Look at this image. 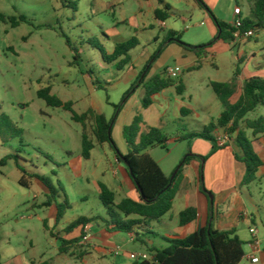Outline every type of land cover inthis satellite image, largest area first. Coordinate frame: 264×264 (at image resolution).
I'll list each match as a JSON object with an SVG mask.
<instances>
[{"label":"rangeland","instance_id":"obj_1","mask_svg":"<svg viewBox=\"0 0 264 264\" xmlns=\"http://www.w3.org/2000/svg\"><path fill=\"white\" fill-rule=\"evenodd\" d=\"M200 1L203 6L196 0H167L175 15L161 26L153 11L158 6L157 0H0V161L12 157L6 165H0V264H81L76 258L60 254L61 241L51 235L49 209L41 207L47 200L45 189L30 175L40 174L49 179L59 192L60 204L65 198L68 200L70 209L54 230L55 235L61 232L62 238L74 220L106 215L99 208L95 182H114L109 185L114 189L121 178L119 168L125 167L123 163L119 166L116 152L109 144L97 145L92 158L85 160L82 157L84 126L73 120L71 112L49 107L38 96L41 90L50 88L51 94L61 101L72 102L78 115L89 109L104 114L114 124L113 139L117 147L126 152L129 149L120 124L130 107L133 110L127 124L142 111V101L139 105H133V100L127 104L129 98L136 96L142 77L146 73L148 78L161 75L167 67L182 66L186 62L179 57L178 46H166L169 32L180 33L181 42L187 46L211 45L214 59L203 55L201 69L184 70L180 77L186 86V103L194 110L197 122L185 117L181 121H167L163 129L169 138L167 146L146 151L171 179L185 159L195 156L194 143L176 142L174 138L202 131L203 124L217 121L215 112L223 110L211 84L232 82L237 68L242 77L240 85L249 78L264 79L256 67L264 64V29L251 39H237L234 43L217 40L215 19L233 23L237 8L242 10V18L251 17L250 1ZM132 38L139 45L130 52L128 67L132 69L134 65L138 72H143L136 81L124 78L128 67L118 70L119 61L108 63L104 59L114 53L118 44ZM240 60L243 62L239 63ZM238 96L239 93L231 102L236 103ZM116 106L121 113L116 111ZM208 112L214 117L205 123ZM262 116L264 106L249 118ZM92 124L86 130L95 143ZM247 136L252 140L250 131ZM17 162L27 171L29 188L20 184L23 174ZM245 176L242 180L239 177L242 184ZM249 189L258 199V211L250 208L255 222L246 217L239 224L246 256L241 264H252L247 259L254 241L249 228H257L260 241L261 252L254 257L263 261L264 253V178L256 179ZM207 193L211 200L214 194ZM181 209L182 204L177 203L166 219L174 234L182 236L186 230L178 226ZM91 226L95 233L99 230L98 223ZM119 236L126 234H118L115 243L124 245L121 251L114 255L107 251V256L100 260H94L98 259L94 255L93 260L84 264H121L118 259L125 250L140 254L145 251L140 244ZM161 237L171 238L166 232ZM85 245L75 252L86 250L88 255L93 251ZM156 246L166 248L168 244L158 239Z\"/></svg>","mask_w":264,"mask_h":264},{"label":"trees","instance_id":"obj_2","mask_svg":"<svg viewBox=\"0 0 264 264\" xmlns=\"http://www.w3.org/2000/svg\"><path fill=\"white\" fill-rule=\"evenodd\" d=\"M148 1V0H141ZM199 6H203L200 0H196ZM251 3V17L242 18V27L235 28L232 24L221 22L215 19L217 26V35H220L218 41L225 43H234L239 32L240 37L251 30L258 32L264 29V0H249ZM159 7L154 10L156 20L166 22L175 15L172 7L165 4L163 0H157ZM161 6V7H160ZM4 21V17L1 16ZM17 25V24H16ZM15 26V25H14ZM218 37V36H217ZM181 34L170 31L167 38L168 44L177 43L186 50L193 52L199 59L207 53L211 45L187 46L182 43ZM139 45L136 38L128 42L118 44L110 57H104L108 63L118 62V70H123L131 63L130 52ZM78 59V55H75ZM243 61L240 60L239 63ZM199 64L194 70L200 68ZM143 72L141 73V76ZM240 70L237 68L235 78L230 83L213 82L211 87L217 96V99L223 107L221 117L216 123L212 122L201 132H190L182 134L176 138V142L192 141L194 139H203L214 145V150L220 147L217 138L214 136L219 130L231 137L234 144L235 159L243 164L246 169V176L243 185H250L256 181L257 173L264 166L263 160L255 152L253 141L248 138L247 131L252 133L253 139L264 136V116L257 119H250L249 115L255 112L260 106H264V79L253 77L247 79L242 87L241 94L236 103L231 99L237 94V79ZM140 76V77H141ZM140 86L145 91L142 99V108L147 109L153 104V99L163 91L175 87L178 95H184L186 86L181 78L176 79L167 76L166 71L161 75H156L148 79V73L142 77ZM39 98L44 100L49 107L61 108L73 114V120L84 126L82 136V157L89 160L92 151L97 145L109 144L111 149L116 152L119 162L123 163L133 183L135 184L138 198L124 199L116 204V195L106 185H100V200L105 208L106 216H94L92 218L81 217L71 223L65 230L66 233L72 232L79 226H86L91 223L101 224L109 233L133 234L136 243L146 251L148 259L138 258L132 264H241L245 258L244 242L239 238L235 229L227 231L214 230L212 226L202 228L198 232L182 239L164 238L168 243L166 248H158L150 245V240L155 234L152 232V223L161 222L174 207L176 197L179 192L177 180L182 178L184 168L193 160L188 157L179 170L171 186L170 177L165 174L160 165L146 151L150 148H165L169 138L159 128L146 127L141 114H138L131 124L125 126L123 135L128 145V153L123 154L113 139L112 120H108L104 114H99L93 109L86 113L78 115L73 110L72 102H63L51 94L50 88L41 90ZM119 107L116 106V111ZM118 113H121V109ZM184 114V111H183ZM92 122V135L95 143L87 134V126ZM112 129L110 132L111 125ZM8 157L0 161V165H6ZM206 158H203L205 160ZM17 168L22 172L23 178L20 184L26 188L30 183L26 181L27 171L17 162ZM203 176V173H201ZM45 189L47 200L41 205L44 208H52L55 211V226L51 231L53 237L61 241L60 254L67 255L78 260H83L87 251L75 252L83 248L78 245L81 239L68 241L54 234L58 224L64 219L66 212L70 209V204L65 198L64 203L60 204L57 199L59 192L55 189L52 182L40 174L30 175ZM206 193L205 191H203ZM198 218V211L195 207H189L179 215V224L186 227ZM211 218H213V207H211ZM48 228V223L45 222Z\"/></svg>","mask_w":264,"mask_h":264},{"label":"crops","instance_id":"obj_3","mask_svg":"<svg viewBox=\"0 0 264 264\" xmlns=\"http://www.w3.org/2000/svg\"><path fill=\"white\" fill-rule=\"evenodd\" d=\"M163 1L165 4H168L167 0H163ZM157 7H159V5L156 6L154 10ZM160 24L161 26H164L165 22H160ZM169 45L178 46L180 48L179 57L180 58L182 57V59L186 60L184 65L182 66L177 65L182 69V73H184V70L195 71L194 70L195 67H197L199 64H201L199 69L202 68V63L204 60L199 59L193 52L186 50L184 47L177 44L176 42L173 44L170 43L168 44V46ZM181 48L183 49V53H181ZM204 55L206 59H214V55L211 53V49H208L207 53H205ZM213 66L215 68H218L217 64L215 63H213ZM256 67L258 73H262V75H264V64H258ZM140 75H141V71L138 72L136 67L133 65L132 69L128 67L127 73L124 75L125 76L124 78L126 80L136 81L139 79ZM241 78H242L241 75H239L237 79L238 80L237 83ZM237 85H238L237 90L239 89L237 93H239L240 95L243 84L241 83L240 85L238 83ZM138 89L139 90L136 93V96L134 98L133 97L129 98L127 104H129L132 100H133L132 101L133 105L141 104V101L145 96V91L141 86H139ZM189 100L190 101L192 100L191 96L189 97ZM186 101H187V97L185 96V94L182 96L178 95L176 88L172 87L155 96L153 99V104L147 109L142 108V111L141 112L139 111V113L142 115L147 128L148 127L159 128L162 131L165 128L167 121H171V120L181 121L180 120L181 117H185L190 121L197 122L196 115L194 114V110L192 109L191 106H189L186 103ZM132 110L133 108L130 107L129 111L126 113L125 118L121 122L120 127L122 128V130H124L125 126L129 125L127 124L126 121L130 116ZM222 112L223 110L221 109H218L215 112V115H217L216 116L217 119L221 117ZM213 117H214L213 114H211V112H208V117L205 118L206 119L205 123L209 122V120L213 119ZM217 121L213 119L212 122L216 123ZM212 122H209V124ZM208 125L203 124V129ZM193 132H201V131L198 130ZM223 134H224L223 131L219 130L216 132L214 136L218 140ZM252 141L255 152L264 162V136H260L257 139H253L252 137ZM190 142L194 143L193 151L195 153L194 156L195 158L184 169L182 178H179L177 180L179 192L176 197L172 211L175 210L177 203H181L182 209L179 211L178 217L180 213L185 209L189 207H195L198 211V218L197 220H195L186 227H181L180 224L178 225L180 230L181 228L186 230L185 234L182 236L181 234H174L175 232L169 226L166 219L169 214L165 216L161 220V222L152 223V232L155 234V236H153L152 240H150V245L156 246V242L158 239L167 243L164 240V238L161 237L163 232L168 233L171 238L182 239L198 232L202 228H205L209 225L212 226L214 230H219V231H227V230L235 229L237 235L240 238V236L242 235V231L239 230V224L243 222L246 217H248L249 220H251L252 222H255V217L250 212V208H254L258 211V204H257L258 199L251 193L249 189L251 184L248 186H243V184L239 181L240 176L242 180V178H244V176L246 175V169L243 164L239 163L235 159L233 141L230 142L227 146L223 148H218L216 150H214V145L212 143L205 141L203 139H194ZM122 153L127 154L128 151ZM203 157H205L206 159L203 160ZM202 161H203V166H202ZM117 163L119 164V166L121 165V162H119L118 159H117ZM241 165L244 166V169L241 167ZM119 172L121 173V178H119L120 182L119 185L114 189L109 186L111 184L114 185V182H110L111 184H106L100 181L95 182L99 190V198L101 193L100 190L101 184L106 185L110 190H112L115 193L116 204L121 203L124 199L138 198L139 195L137 193L135 184L133 183L131 177L129 176V173L127 172L126 168L125 167L122 168L120 166ZM201 173H203V176H201ZM115 175L116 178H118V175L120 174L117 173ZM263 178H264V166L257 173L258 181H261ZM203 191H205L206 193H204ZM207 191L214 194L213 204H211L210 202V199L207 195ZM211 207H213V218H211ZM99 208L103 213H106L101 200H100ZM48 209H49L48 220L50 221L51 226H53L54 228L55 211L52 208H48ZM221 209H226V211L224 210L225 212L224 211L220 212ZM105 216L103 215V217ZM92 217L94 216H91L90 218ZM75 221L76 220H74L73 222ZM59 225L60 224L56 226L55 230L59 227ZM98 227L99 230L96 233L92 230L93 228L91 224H88L86 226L81 225L75 228L70 233H66L65 232L66 229L64 230L65 235L62 238L68 241L81 239L80 241L81 245H85V243L87 242L88 244L85 246H90L93 249V251H91L83 260L79 261V263L81 264L87 263V261L89 260L90 261L93 260L95 258L94 255H97L98 258L94 260H100V259H104L107 256L106 255L107 251H109L110 254L114 255L117 254L118 251H121L120 248L122 249L124 248L123 244L117 245L115 243H117L116 241L118 234H125V233H109L101 224H98ZM249 229L251 234L252 228ZM60 233L61 232H59L58 234L59 236ZM251 236L254 241L251 243V248H252L251 255L247 256V259L250 260L252 263V258H256L254 257V255L261 251H260V241L258 239V230H257L256 239L259 242V246L257 248L254 247V242L256 239L252 234ZM125 237L128 238L130 243L136 244L133 234H126ZM125 237L119 236V238L122 240ZM115 247L117 248L115 249ZM140 253L125 250L123 252V255L121 257L119 256L118 261L121 264H132L135 260H137L140 257V255H142ZM144 253H146V251H144L143 254ZM262 256H263V261L259 260L258 263H252V264H264V253H262Z\"/></svg>","mask_w":264,"mask_h":264},{"label":"built area","instance_id":"obj_4","mask_svg":"<svg viewBox=\"0 0 264 264\" xmlns=\"http://www.w3.org/2000/svg\"><path fill=\"white\" fill-rule=\"evenodd\" d=\"M242 15V10L240 8H237L236 11H235V20L233 21L232 25L237 28V29H240L242 27V19H241V16ZM256 31L255 30H251L247 33H245L243 35V37H240V33L238 32L236 34V37L237 38H240V39H243V38H247V39H251L253 37H255L256 35ZM182 73V69L178 66H175V67H169L167 68L166 70V74L168 77L170 78H173V79H176L178 77H180ZM231 142V137L224 133L219 139H218V144L220 147H225L227 146L229 143ZM251 234L255 237L256 239V236H257V230L255 228H252L251 229ZM259 246V242L257 241V239L255 240L254 242V247L257 248ZM139 258H143V259H148L147 255H140ZM259 260L257 258H252V263H258Z\"/></svg>","mask_w":264,"mask_h":264},{"label":"water","instance_id":"obj_5","mask_svg":"<svg viewBox=\"0 0 264 264\" xmlns=\"http://www.w3.org/2000/svg\"><path fill=\"white\" fill-rule=\"evenodd\" d=\"M220 35H221V31H220V33H219L217 39H220ZM112 126H113V124L111 125L110 132H111ZM185 161H186V159H185ZM185 161L180 165V167H179V168L176 170V172L174 173V176L170 179V184H169L168 188H169V187L171 186V184L173 183V181H174V179L176 178V176H177L179 170L183 167ZM207 195H208V193H207ZM208 197H209V195H208ZM209 199H210V198H209ZM210 202H211V204H213V197H211Z\"/></svg>","mask_w":264,"mask_h":264}]
</instances>
